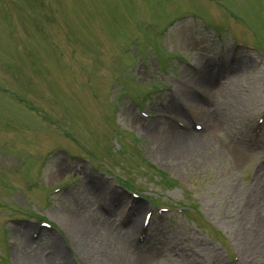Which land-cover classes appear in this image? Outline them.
Returning a JSON list of instances; mask_svg holds the SVG:
<instances>
[{
    "label": "rangeland",
    "instance_id": "obj_1",
    "mask_svg": "<svg viewBox=\"0 0 264 264\" xmlns=\"http://www.w3.org/2000/svg\"><path fill=\"white\" fill-rule=\"evenodd\" d=\"M208 60L219 69L211 79L216 91L211 103L196 108L187 92L201 97L209 89L181 80L195 77ZM225 63L241 68L261 94L256 108L242 91L249 87L244 78L235 82L220 74ZM171 99L186 112L166 106ZM205 110L229 120L236 141L254 138V126L264 140V0H0V264H21L16 251L49 258L56 240L60 264L64 258L110 264L99 257L98 242V236L109 237L110 225L86 240L87 257L54 215L76 198L79 219L109 215L117 228L111 232H126L123 250L108 245L113 264H131V248L158 250L159 260L151 264H223L233 256L246 261L225 223L243 213L241 204L230 202L235 191L228 186L245 185V195L264 152L254 151L245 167L235 169L236 150L222 134L204 147L174 152L164 130L152 136L143 131L150 123L183 130L156 114L204 124L199 114ZM131 111L139 118L135 125L127 120ZM145 111L152 115L142 116ZM203 153L205 162H195ZM176 157L190 163L174 166ZM222 177L227 186L219 184ZM83 181L87 189L80 188ZM93 188L96 194L84 199ZM127 189L143 198H131ZM118 192L125 197L117 210L126 212L113 214ZM155 205L183 211L168 212L166 219L156 215L148 236L129 229L130 217L137 216L140 226ZM41 217L53 232L46 237L42 230L37 240L33 227Z\"/></svg>",
    "mask_w": 264,
    "mask_h": 264
},
{
    "label": "bare ground",
    "instance_id": "obj_2",
    "mask_svg": "<svg viewBox=\"0 0 264 264\" xmlns=\"http://www.w3.org/2000/svg\"><path fill=\"white\" fill-rule=\"evenodd\" d=\"M212 13H217L213 12ZM216 15V14H215ZM214 63L211 60H208L204 64H202L201 70L198 72V74L195 75V77L186 78L182 77L181 84L184 86H187V83H198L199 85L207 86L210 92H205L201 97H195L191 95L190 92H187V98L189 101L198 108L204 107L205 104L211 103V98H213L211 95V91H216V83H212V74L217 69L216 66L213 65ZM224 76V79L233 80L235 82H240L243 78L249 85L248 88H244L242 91H247L245 94L248 95V104L253 107H257L259 102L261 101V94L256 90L255 87H253V84L248 79L247 76H245L241 70V68H235L230 67L229 63L224 64L223 68L221 69ZM213 86V87H212ZM185 88V87H184ZM206 89V90H208ZM173 99L169 100L165 105L168 106H174L177 107L174 103ZM203 102V103H202ZM164 105V104H163ZM177 111L176 113L178 115L183 114L186 112L185 109H181L180 107L175 108ZM184 111V112H183ZM203 111V109H202ZM201 111V112H202ZM205 113L203 115V112L199 114L200 118H202L204 121L203 129L201 131L193 130L191 128H187L186 130H180L175 125L171 124L168 126V129H164L160 126H157L156 124H149L148 126H145L143 128V131L152 136L156 135V132H159L160 130H164L163 134L165 137V142H170L169 147H171V150H174V152H178L181 149L185 148H193V147H201L205 146L210 139L216 134H222L224 135V141L226 139L231 140V142H228V145L236 150V156H234L232 160V167L235 169H241L246 166L247 163H249L254 155V151L261 150L264 152V140L263 138L259 139H249V142H246L244 140L236 141L235 135L236 132L232 129V124L229 120H225L222 116H218L217 114L209 113L207 110H205ZM254 116V112L251 114H246L245 120L243 122L250 121ZM130 117V118H129ZM138 116H135L133 112L131 111L130 115H128V122L135 125L139 122ZM155 121V120H153ZM137 126V125H136ZM154 139H156L154 137ZM176 147V148H175ZM179 157V156H178ZM174 160L172 158V161L170 162L174 166H178L179 164L183 163L187 165L185 162H189L188 160H185V162L182 159ZM195 162L197 163H203L205 162V154L203 153L201 156H195L194 157ZM179 161L181 163H179ZM65 162L64 160L62 161ZM190 163V162H189ZM188 163V164H189ZM58 168H64V166H61L57 164ZM187 167V166H186ZM256 180L249 184L246 188L245 195L242 194V189L244 187H241L240 189H236L232 186H228V188L232 191L234 190V195L231 194V197L234 198V201L230 199V202L237 204H241L243 208V213L241 215L235 216L232 218L229 216L227 220H225V223L230 227L233 241L236 242V245L238 246L240 252L242 253L243 257H245V260L251 259L249 264H256L260 261L264 262V255L261 252L260 248H264V224L262 223V218L264 216V166H259L256 168L255 171ZM219 184L223 186H227V184L223 181L224 178L219 179ZM104 186V185H103ZM100 187V186H99ZM102 187V186H101ZM94 189V188H93ZM92 192H87V195L84 199L89 198L90 194L94 195L96 194L97 190H93ZM100 189V188H97ZM124 192L120 193L118 192V195L116 196V199H119L118 205H116V210H114L113 214L117 213H125V210H117L120 206V202H122L123 198L125 197L123 195ZM81 199V198H80ZM79 198H76L73 200L72 205L69 207L66 206H60L57 207L54 210V215L59 218L62 222V224L65 226V230L68 234H70L74 240V242L78 245L81 252L85 253L87 257L90 255L92 256L91 251L86 248L87 245V239L96 237V235H99V233L106 231L108 228V225H110V232H108L110 235L107 239L101 240V237L98 236V242L100 246V252L102 253L100 258L102 260L107 261L109 260L112 264L113 261L110 260L108 256H110V248L108 245L114 244V246L121 248L122 250L125 247L126 244V232L122 231L121 229L115 230L116 232H111V229H117L113 228V226L108 223V220L110 216L102 215L99 217V219H92L88 221H83L79 219L77 210L79 209L80 200ZM232 203V204H233ZM142 206V205H141ZM231 206V205H230ZM229 206V207H230ZM226 207V206H225ZM77 209V210H76ZM122 209V208H121ZM110 214V215H113ZM262 216V217H261ZM137 216L130 217V230H136L137 227H139V230L141 229V225H137ZM19 237L23 240H26L28 242V239L26 237V233L19 230ZM57 241V240H56ZM56 241L52 242V255L49 258H44L43 256H40L33 250V253L26 255L24 252L16 251L14 253L15 259H17L21 264H60V261L58 260L62 256V253L60 252L59 246L56 245ZM110 243V244H109ZM133 247H136L133 245ZM207 253L209 252V247L205 245L203 247ZM214 255L220 254V251L214 250ZM130 253H132V256L129 258V262L131 264L137 263V264H151L154 261L159 260V255L161 253L157 250L155 251H135L133 248L130 249ZM164 257V256H162ZM61 258V259H62ZM168 258V257H167ZM113 259V258H111ZM162 261H164V258H161ZM169 260V259H168ZM246 261H241L242 264H245ZM109 262V263H110ZM110 263V264H111ZM222 263V262H221ZM247 263V264H248ZM62 264H69L67 262V259L62 261ZM108 264V261L107 263ZM225 264V263H223Z\"/></svg>",
    "mask_w": 264,
    "mask_h": 264
}]
</instances>
